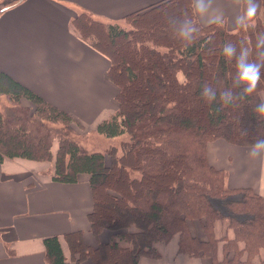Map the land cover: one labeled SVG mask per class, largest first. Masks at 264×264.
Returning <instances> with one entry per match:
<instances>
[{"label":"trees","instance_id":"obj_1","mask_svg":"<svg viewBox=\"0 0 264 264\" xmlns=\"http://www.w3.org/2000/svg\"><path fill=\"white\" fill-rule=\"evenodd\" d=\"M255 2L257 16L235 31L222 21L200 24L193 0H161L124 16L123 24L87 12L71 20V29L110 61L106 78L117 88V110L95 129L106 138L127 133L120 152L85 150L72 137L74 126H85L72 114L0 72V97L7 101L0 109V163L53 162L52 179L60 183L89 176L93 205L86 219L96 246L86 244L83 232H68L67 260L59 237H46V264H137L159 258L157 245L174 236L179 253L208 256L211 264H254L264 254V196L226 187V172L208 163L205 150L218 139L246 148L264 140V114L257 111L264 104V0ZM245 7L241 0L240 16ZM185 19L196 28L191 42L174 23ZM226 45L236 49L232 58L223 54ZM243 49L260 65V83L250 94L237 79ZM194 221L205 240L191 233ZM218 222L231 237L216 238ZM104 231L109 239L101 242Z\"/></svg>","mask_w":264,"mask_h":264},{"label":"crops","instance_id":"obj_2","mask_svg":"<svg viewBox=\"0 0 264 264\" xmlns=\"http://www.w3.org/2000/svg\"><path fill=\"white\" fill-rule=\"evenodd\" d=\"M159 1L0 0V72L72 114L83 126L96 125L116 111L117 88L106 78L109 59L71 29V20L87 12L104 23L123 24L124 16ZM206 3L210 7L203 16L194 7L200 24L222 21L229 31L238 28L241 0ZM205 150L208 163L226 172V187H249L264 196V152L253 156V146H233L222 139L209 142ZM52 176L49 162L6 158L0 163V264H46L43 239L50 236L59 237L66 258L63 235L72 231L83 232L86 244L96 246L86 219L93 205L89 176L80 174L76 183L55 182ZM225 224L215 225L216 238L231 237ZM188 227L205 240L200 222ZM177 239L157 245L159 258L141 257L137 264H211L208 256L179 253ZM261 260L264 254L253 263Z\"/></svg>","mask_w":264,"mask_h":264},{"label":"clouds","instance_id":"obj_3","mask_svg":"<svg viewBox=\"0 0 264 264\" xmlns=\"http://www.w3.org/2000/svg\"><path fill=\"white\" fill-rule=\"evenodd\" d=\"M194 7L197 13L201 16L207 14L210 5L206 3V0H194ZM259 4L255 0H246V7L244 9L243 15L237 18L238 23L243 25L245 22L254 19L259 11ZM178 25L177 30L179 35L186 41L191 42L193 38V33L196 32V28L192 25L190 20L174 21ZM264 43V41H261ZM223 54L227 58H232L236 54V49L232 45H226L223 49ZM237 68V79L239 83L245 85V92L250 94L254 92L260 83V65L249 60V53L246 49L241 50V53L236 61ZM210 100L215 98V92L209 88H205L204 93ZM257 111L264 114V104H261ZM264 152V140H258L253 145L252 155Z\"/></svg>","mask_w":264,"mask_h":264},{"label":"rangeland","instance_id":"obj_4","mask_svg":"<svg viewBox=\"0 0 264 264\" xmlns=\"http://www.w3.org/2000/svg\"><path fill=\"white\" fill-rule=\"evenodd\" d=\"M126 27H130V26L127 25ZM0 99H1L0 100V109H2V107H4L7 104V101H6L5 97H1ZM114 101L116 102L115 98H114ZM23 104L25 106L28 105V107H29V103L23 102ZM116 104H117V102H116ZM90 125H92V124H90ZM90 125H88L89 127L85 126L84 130H80L78 127L74 126L75 132L72 136L77 141V143L80 146H82V148H84L85 150H87L89 152L100 151V152L106 153V150L110 147H117V149L120 152L122 142L130 139V136H128L127 133H124V134L116 136V137H107L106 138V136L98 133V131L95 129L97 123H96V125H93V126H90ZM56 142L53 143L54 145H53V149H52L54 155H55L56 148H57ZM49 163L53 164V162H49ZM106 163H107V165L110 164V160L108 157H106ZM85 175H87V174H85ZM105 233H107V234L102 241H107L109 239L110 232L106 231ZM95 242H96V240H95ZM66 256H67L66 259L70 260V258H69L70 253H69L68 247L66 248Z\"/></svg>","mask_w":264,"mask_h":264}]
</instances>
